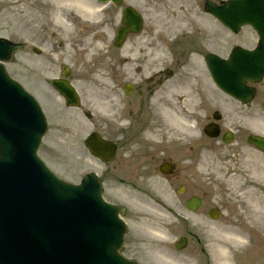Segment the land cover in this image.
Returning <instances> with one entry per match:
<instances>
[{"label":"rangeland","instance_id":"374dc122","mask_svg":"<svg viewBox=\"0 0 264 264\" xmlns=\"http://www.w3.org/2000/svg\"><path fill=\"white\" fill-rule=\"evenodd\" d=\"M169 2L173 3L175 7L184 4V6L192 8V10L196 11L198 14H203L201 2L190 0H139L140 6L145 8L142 12L145 14L147 26L143 35L140 36L141 40H144L145 44L146 41L152 42L153 35L154 43L160 44L163 47L168 45V37H165V34H163L164 28L162 30L161 25L168 18V11L173 8L168 5ZM202 19L204 20L198 23L199 26L196 27H194L191 23H182V26H179L180 28H178V34L181 33L180 35L182 37H178L176 39L177 42H172L171 52L174 53L173 56L181 52L179 50L184 44L187 46L191 45L190 50L196 48L198 53L197 57H195L196 64H194L197 65V62L202 61L201 54L203 53L212 52L224 58L230 49L235 45L241 46L244 45V42L247 44L251 43L247 36L240 35L235 37L217 24L216 21H213L205 15L202 16ZM5 21L6 23L0 22V36L8 38L9 36H12L11 32H15L14 30L18 29L19 22L15 21L13 25V23H10L7 20ZM20 38V35L16 34L13 37L15 40H19ZM160 40H162V42ZM181 40L183 44L179 45ZM252 45L253 43L249 45V47ZM182 50L188 51V48L184 47ZM183 57L184 58L181 60L186 61L189 64L191 59H188L187 56ZM16 59L20 60L19 56H17ZM194 65L188 68H194ZM86 70L88 69H85V71ZM12 72L14 73L13 70ZM54 72L55 71H53V73ZM82 72L83 71L77 73L80 75V89L82 88L81 93H83L82 105L84 109H89L91 114H93V120L88 122L79 112L65 109L60 101L57 100V97L47 90V86H45V84L41 97V102L46 112L48 121H50L51 127L50 134L47 135L41 147V156L59 176L74 182L78 181L85 171L89 168L92 169L93 167L92 164L94 161L90 163L89 159L91 158L84 150L82 143L83 139L90 131L98 130L102 132L99 128L102 126L100 118L104 115V113H101V96H99V90L102 82H99V79L91 78L90 74L87 76V74H83ZM47 78L48 77H45L44 79ZM256 87L257 96L260 99H264V80ZM213 94L214 99H212V101H215L218 106L216 110H218L224 118V127L230 128V131L232 129V134L234 136V140L230 143V145H224V147L221 146V148H218L217 145L212 143L211 145L214 146L211 150L212 152L204 153V156L202 157L203 161L201 162V164H203V186L208 191L216 194L215 196L217 197H214L213 201L208 199V204L221 205L219 195L224 197V193H227V186L225 184L227 177L229 175L234 176L237 174L241 178L243 177L245 179H249L252 176V169L259 167L261 160H264V156L245 145V133L248 129H252L249 128L251 125L247 118H249V120H254L258 130L264 129V127H262L264 126V109H260L259 106L255 105H251L248 109L245 106L237 104L231 99L229 100L223 97L217 92V90H214ZM222 100L226 103L218 102ZM219 103L223 106H219ZM204 109L206 111V108ZM111 120V117L106 118V121L109 123ZM55 121L60 124V127L56 128V132ZM113 121L114 120H112V122ZM261 122L262 126H260ZM111 124L109 125L111 126ZM111 131L112 128H110L107 133H114L113 131L111 133ZM102 133L105 134L104 132ZM111 137H113V135ZM228 150H230L229 153ZM178 154H180V157L182 151ZM262 178L263 177L260 179V183ZM227 203L228 204L224 206L229 213V217L230 210L235 216L239 208L249 209L247 204L244 203L242 196L231 192V190L230 201ZM218 224L221 226L224 223L221 220ZM190 230L199 234L198 228H190ZM242 232H247V230L242 228ZM189 250L196 251V253L199 254V251L193 247H190Z\"/></svg>","mask_w":264,"mask_h":264},{"label":"bare ground","instance_id":"6f19581e","mask_svg":"<svg viewBox=\"0 0 264 264\" xmlns=\"http://www.w3.org/2000/svg\"><path fill=\"white\" fill-rule=\"evenodd\" d=\"M168 5L172 6L173 8L168 11L169 15L168 18L162 23V30L163 34H165V37H168V46H172L173 40H176L179 37L178 34V28L182 26V23L192 24L194 27L199 26L198 23L203 21L202 16L203 14H198L196 11L192 10V8L184 6L182 4L181 6L175 7L173 3L169 2ZM181 23V24H180ZM194 23V24H193ZM180 26V27H179ZM145 48L148 52L152 53L154 51L157 53L158 51H161L165 49V47L161 46L157 43H152L151 45L145 44ZM152 48V49H151ZM160 65L159 61H156L155 65L152 68H158ZM97 70H93L90 73V76L93 78L95 74L97 73ZM160 73L158 74V77H160ZM184 77L179 76L177 79L180 83L177 81L171 82L169 84V87L163 88L159 92V96L163 97V99H160V105H159V111L160 113H163L165 115L170 116L172 113H180L181 109L184 107L185 102L188 99H194L195 96L189 97V86L188 84L183 81ZM103 80L106 83V77H103ZM159 78L155 79V82L158 81ZM158 83V82H157ZM156 83V84H157ZM185 93L184 100L179 99L180 93ZM98 94V93H97ZM99 96H101L99 94ZM131 99H133V96H130ZM193 102V101H192ZM190 102L189 104H191ZM184 113H190L188 106H187V112ZM172 117V116H171ZM179 116H176L173 118L172 122H170L172 125L179 126ZM248 120V119H247ZM242 121V120H240ZM250 125L253 126L254 120L250 119L248 120ZM169 123V124H170ZM188 133V131H187ZM160 135V132L157 130H153L150 132L148 137L150 139H157ZM226 144V143H225ZM166 168L171 169V166L168 164L163 165V171L165 174H167ZM207 168V167H206ZM264 175V160H261L260 166L257 168L252 169V176L249 179L241 178L239 175L231 176L229 175L226 179V186H227V194L224 196L220 202L226 203L227 201H230V190L233 193L240 194L241 196L247 197L248 202L253 206V209H245L244 211H239L238 215L247 222H254L257 223H264V200L256 198L260 195L262 192V188H260V179ZM152 181L155 185H157L161 179L160 178H152ZM133 198L135 200H138L140 196L138 194H134ZM168 201L171 203V199L169 198ZM152 205L154 208L153 214L158 217L160 220H165L167 217L172 218L174 216V212L170 208H166L164 202L161 199L154 198L152 199ZM157 204L161 205V210L157 209ZM179 208L181 210V207L179 205ZM261 211V212H259ZM181 215L184 216V220H189L194 223L201 221V219L197 216V214H191L188 213L185 209L181 210ZM221 225V224H220ZM264 227V224L261 225ZM193 228H197L196 226H193ZM199 237H206L207 241L205 244L209 246V256L212 260V264H230V242L233 244L243 243V237L236 236L235 232L230 230V226H219V224H213L208 223L207 227H201L198 229ZM161 235V234H160ZM164 259L166 262H168V259ZM169 264H194L191 260H185L183 257H179V260H172L170 259Z\"/></svg>","mask_w":264,"mask_h":264},{"label":"flooded vegetation","instance_id":"af4514ba","mask_svg":"<svg viewBox=\"0 0 264 264\" xmlns=\"http://www.w3.org/2000/svg\"><path fill=\"white\" fill-rule=\"evenodd\" d=\"M23 1L38 3V2H36V0H19V2H22V3H23ZM49 16L50 17H49L47 22H43L40 27H37L38 37H40L42 39L41 42H44L45 35L48 34V32L50 30H53V28H52L53 13H49ZM44 19H45V16L42 19V21ZM66 20H70V16L66 17ZM144 95H148V97H150V95L148 94V90L147 89L144 90L142 87L137 88V96L143 97ZM198 120H200L199 117L198 118L195 117L193 121L196 122ZM152 148L157 150V148L152 146V147L147 148L144 151V152L147 151V153L140 154V156L139 155L136 156V158L139 159L140 164L138 166V170L131 173V175L129 176V178H128L129 185L132 188L139 191V189L136 186V183H134V181H137L139 179H140V181H143V182L147 181L148 180V178H147L148 174L153 173L160 164L165 163V164H168L171 166V169H169L167 171L168 174L166 176V182L174 190V187L178 184L179 181H181V180L186 181V175H187L186 169L187 168L183 164H185L187 160L184 157H179L180 154H178V150L176 148H172L170 146H167V148H166V152L168 153V155H166V156H168L167 158L159 157L158 150H157V155H158L157 156ZM170 154L174 155L175 157L170 158L169 157ZM123 156H128V153L125 152L123 154ZM134 159L135 158H131V159L122 158V159H120L119 165H120L121 172H122L123 168H126L128 165H130V163ZM191 168H194V164H192ZM182 184H184L186 186V183H182ZM140 191H142V190H140Z\"/></svg>","mask_w":264,"mask_h":264},{"label":"water","instance_id":"95a60500","mask_svg":"<svg viewBox=\"0 0 264 264\" xmlns=\"http://www.w3.org/2000/svg\"><path fill=\"white\" fill-rule=\"evenodd\" d=\"M234 8V7H233ZM206 9L208 11H210L211 13H213L218 19H220V21L226 25L229 29H237L239 25L243 24V23H251L252 25L256 26V31L258 33L259 39H260V48L258 50H256V52L254 54H252V58H254V61L251 62L250 59H248V57L242 56L244 51L241 49H236L232 52V55L230 57V68L231 69H235V67H238L239 65H241L242 68H244V65H246L248 68L250 69H259V70H264V32H261L260 30V26L258 24V22L255 21H247L244 17H237L239 16V10H235L234 8V18L230 20V1L226 3V5L221 8H214L212 6H207ZM231 25V26H230ZM209 59L210 62H209ZM207 59V63H210L209 65H213V61L216 62L217 59L212 57ZM238 62H236V60H238ZM246 67V68H247ZM260 74H256L255 76L251 77V74L248 75H243L242 77L239 78V84L240 87L242 88V90L245 92V95H247L246 97H242L241 100L242 101H246L248 98L251 97V93L249 90H245V88H243L244 86V82L247 79H252V80H257V78H259ZM253 144L257 147H262L264 148V140L261 139H256L253 141Z\"/></svg>","mask_w":264,"mask_h":264}]
</instances>
